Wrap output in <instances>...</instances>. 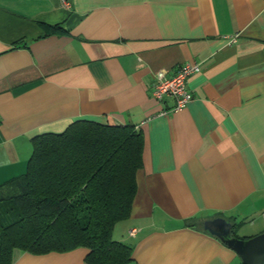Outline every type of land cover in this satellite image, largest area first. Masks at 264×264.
<instances>
[{
  "label": "crops",
  "instance_id": "crops-1",
  "mask_svg": "<svg viewBox=\"0 0 264 264\" xmlns=\"http://www.w3.org/2000/svg\"><path fill=\"white\" fill-rule=\"evenodd\" d=\"M66 1L0 0V185L26 173L33 137L81 120L132 127L142 167L111 235L129 264H243L203 224L264 234V0ZM190 63L192 101L173 112L151 95L154 75ZM13 253L12 264H86L87 250Z\"/></svg>",
  "mask_w": 264,
  "mask_h": 264
},
{
  "label": "trees",
  "instance_id": "trees-1",
  "mask_svg": "<svg viewBox=\"0 0 264 264\" xmlns=\"http://www.w3.org/2000/svg\"><path fill=\"white\" fill-rule=\"evenodd\" d=\"M42 27L45 36L63 33ZM142 149L134 128L84 120L33 137L26 173L0 185V264H12L15 251L78 248L87 250L86 264L132 262V248L111 235L130 217Z\"/></svg>",
  "mask_w": 264,
  "mask_h": 264
},
{
  "label": "built area",
  "instance_id": "built-area-1",
  "mask_svg": "<svg viewBox=\"0 0 264 264\" xmlns=\"http://www.w3.org/2000/svg\"><path fill=\"white\" fill-rule=\"evenodd\" d=\"M62 7L69 8V3L66 0H62ZM239 34L229 35L224 37V42L228 44H235ZM200 71V68L196 64H184L178 68V71L169 75L166 71L157 72L154 75L153 86L151 95L160 103L166 98L173 100V108L171 111L179 112L184 109L185 106L192 101L193 95L187 91V79L190 75ZM166 111H162V115L166 114ZM135 230L129 231L128 236L134 237Z\"/></svg>",
  "mask_w": 264,
  "mask_h": 264
},
{
  "label": "water",
  "instance_id": "water-1",
  "mask_svg": "<svg viewBox=\"0 0 264 264\" xmlns=\"http://www.w3.org/2000/svg\"><path fill=\"white\" fill-rule=\"evenodd\" d=\"M203 229L234 251L243 264H264V234L248 240L239 239L233 236L230 223L223 218L204 222Z\"/></svg>",
  "mask_w": 264,
  "mask_h": 264
}]
</instances>
